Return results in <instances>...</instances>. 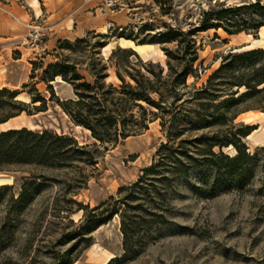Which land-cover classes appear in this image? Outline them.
Returning a JSON list of instances; mask_svg holds the SVG:
<instances>
[{"label": "rangeland", "instance_id": "obj_1", "mask_svg": "<svg viewBox=\"0 0 264 264\" xmlns=\"http://www.w3.org/2000/svg\"><path fill=\"white\" fill-rule=\"evenodd\" d=\"M255 3L264 6V0H173L172 9L163 13L154 0H109L102 5L104 9L98 11V29L82 36L60 37L48 44L49 36L41 41L30 38L31 25L51 23L46 16L37 17L26 3L15 1V6L23 9L21 13L0 0V89L21 91L23 99L18 98L27 102L32 101V93L47 99L46 110H41L44 108L37 102L30 104L31 113L24 111L28 129L68 134L80 145L92 144L95 139L90 136L76 137L71 118L56 100V97L61 101L76 98L73 86L57 78L52 83L55 92L52 99L49 85L41 81L42 71L49 63L66 58L77 63L79 71L90 78L86 69L94 59L106 62L111 55L104 54L107 43L116 42L115 47L123 49L117 40L129 36L138 44H155L150 40L173 29L187 34L200 25L205 11L222 8H235L223 25L250 30L255 37L259 33L255 27L264 23V9L237 11L238 7ZM146 24L150 29L143 27ZM229 35L224 28H212L193 36L197 41L198 60L188 76V87L178 90L181 98L177 104L183 112L198 109L202 113H223V117L204 129L191 130L182 114L177 123L182 127L177 129L179 135L171 136L174 132L170 131V122L163 127L162 115L156 119L157 109L145 103L150 117L148 129L121 140L106 151L100 146L97 168L84 163L64 168L6 165L0 177L7 178L9 184L6 185L11 186L0 191V264H57L60 254L69 251L77 240L66 237L78 229L70 219L78 222L84 214L83 209L77 211L78 205L72 198L94 208L112 196L131 201L138 207L126 213L132 253L113 264H264V146H257L245 137L242 141L247 152L257 155L245 163H233L227 158L219 163L214 157L201 154L203 145L198 140L202 136L214 141L215 137L231 136L237 128L227 121L226 115L234 111H264V84L255 86L244 96L240 95L248 88L236 84L255 85L264 79V46L258 48L262 51L245 59L240 55L248 50L235 52L237 45L231 42ZM183 38L189 40L190 36ZM81 39H88L89 43L58 49L60 41L76 44ZM159 46L165 54V48L184 50L178 41L159 43ZM124 49L133 50L136 55L132 61L138 60L137 55H140L133 48ZM94 50L99 54L93 56ZM140 58L145 64L155 63L154 70H159L158 65L164 67L160 57L157 60ZM33 61L44 62V68L38 67L34 81L30 79ZM115 61H119L125 74L126 71L135 73L139 68L117 57ZM167 61L166 54L165 63ZM115 70L116 66L108 63L106 71L115 73ZM142 71L149 73L145 67ZM126 78L135 83L128 75ZM106 82H113L115 86L121 84L118 78ZM25 83H28L26 88ZM208 86L209 94L201 92L199 95L195 91ZM193 96L195 99H191ZM6 98L4 95L0 100ZM227 100L231 101L228 105L223 103ZM12 109L10 105L0 108V121L11 115ZM135 112L138 114L137 109ZM239 122L235 119L234 123ZM213 150L229 157L238 153L234 145L222 149L216 146ZM189 157L195 159L191 161ZM155 164H159L156 170L143 178L134 195L120 193L122 187L141 180L146 167ZM81 175L88 176L83 184L76 179ZM33 180L44 183L42 190L28 202H20L18 197L24 184L28 186ZM122 224L121 214H115L87 234L93 236L92 245L80 253L74 264H103L111 254L121 257L125 252ZM78 251H72V255H77Z\"/></svg>", "mask_w": 264, "mask_h": 264}, {"label": "trees", "instance_id": "obj_2", "mask_svg": "<svg viewBox=\"0 0 264 264\" xmlns=\"http://www.w3.org/2000/svg\"><path fill=\"white\" fill-rule=\"evenodd\" d=\"M163 13H168L172 9L173 0H154ZM249 8L264 9V6L260 3L251 5H244L238 7L237 11H243ZM235 8H222L218 11H205L200 21V25L196 28L190 29L188 33L178 32L177 30H171L168 33H163L157 39H151L150 42L155 44H162L163 42L178 41L179 47L176 51H171L165 48L168 56V69L159 66V70H154L155 63L144 61L137 55L138 60L133 62V57L136 53L131 49L115 48L112 50L108 61L104 62L103 59L95 58L91 67L86 71L89 73L90 78L87 75L79 71L77 63L71 62L66 58H62L56 62H51L46 68H44V62L33 61V69L30 79L34 81L38 67L43 69L41 75V81L49 85V90L52 93V99L55 97L53 89V81L61 77L65 82L71 84L74 88L76 98H70L61 101L56 97L57 102L62 109L69 115L71 120L85 128L91 130V135L95 139L92 144L80 145L79 141L68 134L59 135L52 133L49 130L42 132H36L28 129L27 127L12 128L8 130L0 131V171L5 170L6 165L19 163V164H32L36 168H64L69 167L75 163H84L86 166H92L97 168V164L100 159L97 157L99 153V147L103 146L104 150L115 147L121 140L127 139L130 136L140 134L149 127V114L146 106H152L157 109L155 113L156 119L163 117V127L167 126L170 122V131L174 133L171 136H177L179 133L177 129L182 128L180 124H177L181 119L179 115H184L185 120H188V124L191 125V130H202L208 124L213 123L218 117H223V113L211 112L202 113L200 110L195 109L193 112H183V108L180 107L177 102L181 96L178 93L180 87H188L187 79L192 73V67L194 62L198 60L197 41L193 37L198 31H206L212 28H224L230 35L240 32L252 33L250 30L244 28L231 29L230 25H223L224 19L231 13L235 12ZM264 23L256 26V30ZM143 27L150 29V25L146 24ZM184 36L189 37L187 40ZM258 37V34L255 35ZM128 38H130L128 36ZM146 42V40H143ZM84 43H89L88 39H81L76 44L69 41H60L58 49L64 47L80 46ZM57 49V50H58ZM263 49L250 50L241 54L242 58H249L250 56L262 51ZM93 56L99 54V51L94 50ZM188 53L190 57L187 58ZM117 57L118 60L138 66L135 69V73L132 71H126L123 73L120 69L119 61L113 62V59ZM176 61L177 64L173 63ZM108 63L115 65V73L118 79L121 81L119 86H115L113 82L107 83V77L110 75L106 71L108 69ZM141 65V66H140ZM142 67H145L149 72L146 74L142 71ZM127 75L135 82L127 80ZM210 83V82H209ZM237 85L246 86L248 90L242 93L240 96H244L253 91L255 86L264 84V79L255 85L250 82H239ZM211 85V84H210ZM28 86V83L23 85L24 88ZM264 89V87H263ZM211 88L208 86L203 90H195L200 95L201 92L209 94ZM21 91L11 90L8 88L0 89V97L7 96L5 101L0 100V108L5 106H12V112L4 120L3 123L11 117L17 116L24 111L31 113L30 104L41 102L44 109H47V99L42 95L37 96L32 93V101L27 102L19 99L18 96ZM185 94V93H184ZM157 95L158 98H155ZM211 95V99H212ZM239 96V97H240ZM191 99H195L194 96ZM231 101H224V104H229ZM146 103V104H145ZM34 108L40 109L39 106L34 105ZM137 109L138 114L135 112ZM210 109V107H209ZM208 112V109H205ZM249 110V109H247ZM244 110V111H247ZM242 111V112H244ZM241 112L234 111L227 116V121L232 123L233 127H236V131L231 136H225L222 139H210L207 136H202L198 140L203 145L201 154L204 157H214L216 162L222 163L225 158L229 159L233 163H245L248 159H252L254 156L247 152L246 145L243 143V138L250 135L255 129L256 125L245 124L244 122L234 123L238 115ZM168 115V117H167ZM185 120H183L185 122ZM234 145L238 153L229 157L224 155L221 151L220 154L215 153L214 147L218 146L221 149L224 146ZM166 146V145H165ZM194 160V157H189ZM206 161L207 159L204 158ZM197 162V159H196ZM159 164H155L146 167L144 171L146 174L141 180L135 184L122 187L120 193L129 192L131 195L136 193L135 191L141 186L143 178L151 171H155ZM42 177L46 175L42 174ZM77 182L81 181L82 184L87 181V175H81L76 178ZM79 185L80 186H82ZM11 185L0 186V191ZM44 186V183L33 180L27 184H24L22 192L20 193L18 200L20 202H28L33 195L40 193ZM76 194V193H75ZM75 205H78L77 211L84 210L83 216L78 222L70 219L78 229L71 231L66 235L73 239H77L74 245L58 257L57 264H74L80 257V253L85 251L92 245V233L98 229L102 224L108 222L109 219L115 214H121L123 219L122 230L124 233V254L119 257H113L108 264H113L120 261L123 257H128L129 253H132V245L130 243L129 231L126 224V213L129 209L138 208L134 207L131 201H123L122 198H116L112 196L109 200H106L94 208H90L89 205H84L82 202L75 198H72ZM124 204L126 207H123ZM126 208V209H125ZM71 213L72 208L68 209ZM69 213V215H70ZM79 250L77 255L73 256L72 251Z\"/></svg>", "mask_w": 264, "mask_h": 264}, {"label": "bare ground", "instance_id": "obj_3", "mask_svg": "<svg viewBox=\"0 0 264 264\" xmlns=\"http://www.w3.org/2000/svg\"><path fill=\"white\" fill-rule=\"evenodd\" d=\"M31 5L33 6L35 10L36 16L41 17L42 9H41L40 1L32 0ZM259 32H260V36L258 37H254L252 33H248V32H240L237 34L229 35L231 42L237 45L234 48V51L235 52L242 51V50L250 51V50H255V49H258L264 46V24L259 28ZM244 41H249V42L241 44ZM115 43L116 42H109L105 45L103 50L106 56H109L111 54L113 48L115 47ZM117 43L122 47L133 48L137 52V54H139L145 60H150V59L157 60L156 58L160 57L161 60L163 61V65L165 69L166 70L168 69V65L167 63H165L166 54L163 51V49L160 48L159 44H147V43L138 44V43H135L132 39L125 38V37L119 38L117 40ZM114 78H118L116 73H110V75L107 77V80L112 81ZM58 79H61V78L59 77ZM62 82L64 81L62 80ZM18 97L23 99V93L20 94ZM58 107L61 108L59 105ZM63 112L65 113L67 117H69L68 114L64 110ZM25 117L26 115L23 112L17 116L11 117L10 119H8L7 121L3 123H0V131L8 130L10 128L25 127L26 124L28 123ZM258 118H264V111L259 110V109H249L247 111L241 112L237 117V121L244 122L245 124L255 125ZM70 122L72 124L73 131L76 134V137L83 138L84 136H90L92 139H94L93 136L91 135L90 129L85 128L81 125H77L73 123L72 120H70ZM37 126L38 125H35L34 127H37ZM252 133L248 135L247 138H250V136H252ZM252 139H253V143H257L259 141H264V136L263 134H260L258 136H253ZM6 184H9L8 179L5 177H0V186L6 185ZM113 257H115L114 254L109 255L107 259L103 262V264H108V262Z\"/></svg>", "mask_w": 264, "mask_h": 264}, {"label": "crops", "instance_id": "obj_4", "mask_svg": "<svg viewBox=\"0 0 264 264\" xmlns=\"http://www.w3.org/2000/svg\"><path fill=\"white\" fill-rule=\"evenodd\" d=\"M15 1L26 3L33 9L31 5L32 0H4L6 6L13 7L17 11L23 13L22 7H16ZM41 3L42 15L46 16L51 23H46L50 26V34L48 44H53L54 40L60 37H77L84 35L89 30H96L99 28V14L100 9L107 4L109 0H39ZM46 2L49 5H46ZM10 31H7L9 33ZM260 36V32L258 33ZM244 41L241 44L247 43ZM255 129L250 136L252 137L263 134L264 136V118H258ZM257 146H264V141L254 143Z\"/></svg>", "mask_w": 264, "mask_h": 264}, {"label": "built area", "instance_id": "obj_5", "mask_svg": "<svg viewBox=\"0 0 264 264\" xmlns=\"http://www.w3.org/2000/svg\"><path fill=\"white\" fill-rule=\"evenodd\" d=\"M30 38L32 41H41L50 34V26L46 23L31 25Z\"/></svg>", "mask_w": 264, "mask_h": 264}, {"label": "water", "instance_id": "obj_6", "mask_svg": "<svg viewBox=\"0 0 264 264\" xmlns=\"http://www.w3.org/2000/svg\"><path fill=\"white\" fill-rule=\"evenodd\" d=\"M120 46V45H119ZM122 47V46H121ZM116 47H114V49H115ZM123 48H128V47H123ZM10 129H12V128H10Z\"/></svg>", "mask_w": 264, "mask_h": 264}]
</instances>
